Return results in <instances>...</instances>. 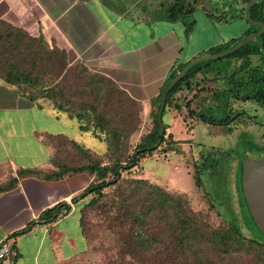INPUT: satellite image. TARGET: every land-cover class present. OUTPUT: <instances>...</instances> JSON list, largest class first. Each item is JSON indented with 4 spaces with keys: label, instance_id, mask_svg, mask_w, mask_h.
Returning a JSON list of instances; mask_svg holds the SVG:
<instances>
[{
    "label": "crops",
    "instance_id": "crops-1",
    "mask_svg": "<svg viewBox=\"0 0 264 264\" xmlns=\"http://www.w3.org/2000/svg\"><path fill=\"white\" fill-rule=\"evenodd\" d=\"M57 1L48 11L34 0H0V34L10 35L5 53L14 50L29 64V71L13 63L0 72V244L6 241L12 248L0 264H74L89 247L81 219L91 177L46 179L58 170L51 139L63 136L80 144L74 136L80 124L72 127L79 120L47 98L25 96L22 91L29 88L17 80L21 71L46 79L55 71L51 64L58 53L65 61L63 75L82 65L113 80L149 111L175 70L223 45L208 43L211 31L224 32L205 9L200 21L186 24L123 1L122 8L116 0H60L64 7ZM29 40L40 44L26 47ZM200 43L202 48L195 47ZM44 79L33 83L43 88ZM53 122L60 130L49 126ZM57 206L51 219L47 212Z\"/></svg>",
    "mask_w": 264,
    "mask_h": 264
},
{
    "label": "rangeland",
    "instance_id": "rangeland-1",
    "mask_svg": "<svg viewBox=\"0 0 264 264\" xmlns=\"http://www.w3.org/2000/svg\"><path fill=\"white\" fill-rule=\"evenodd\" d=\"M34 1L41 2L40 6H45L48 11L54 7V0ZM222 1L223 3L216 9L220 13L227 9L228 15L231 17L235 12L233 0ZM157 2L158 0H152L154 5H157L155 4ZM133 3L147 9V5L144 3L125 2L128 6ZM57 5L64 7L60 0L57 1ZM115 5L118 8L124 7V4L119 1ZM213 6L211 8H215ZM63 10L59 11L58 15L65 12ZM153 12L154 10L151 11V14ZM70 13L72 14V10ZM202 13L197 11L193 15L181 14L179 18L188 24L192 20L200 21ZM168 14L171 15V12L166 15L165 11H158L156 15L168 16ZM30 21L32 19L28 18L26 22ZM210 34L212 36L208 39V43L216 44L223 41V45L220 43L219 46L217 45L212 50L209 49L207 51L209 53L199 58L217 54L216 51L219 48H224L222 52H225L227 47L230 49L235 47V42L227 45V37H230L231 34H225V32L224 34H215L212 31ZM195 47L200 49L203 44H197ZM2 54L0 53V72L4 73L8 69L5 68L6 65L11 66L13 63L19 65L21 69L29 71L26 58L23 60L22 57H14L13 53H4L6 57H2ZM32 59H35L34 56ZM53 60H56L51 64L55 71L46 76L49 80L59 76L58 73L63 66L60 63L65 62L64 60L61 62L59 55L57 58L53 57ZM230 60L228 56L212 63L210 68L221 67L223 68L222 72L219 74L197 73L171 97L168 103L166 101L163 113L165 133L162 137H164V141L161 139V143L153 148L155 151L144 155L137 163L126 168V163L123 162L122 177L123 179L147 180L150 184L158 185L169 193L185 194L193 211L204 215L205 220L212 228H227L233 221L245 235L256 238L258 234L247 208L239 205L235 188L238 182L232 168L227 173L225 180V188L230 194V206L218 199L215 194V185H219V183L211 177L209 171L203 172V186L200 188L196 186L195 171L210 153L220 156L223 152L235 150L250 159H258L264 153V107L255 101H239L233 96H230L227 101L217 96L218 91L230 88L233 83L230 80L232 70L228 69ZM39 63L43 64L42 61ZM243 63V60H234L237 68ZM258 63V59L254 57L252 66L256 67ZM80 67H74L71 73L76 76L70 73L71 75L66 76L62 84L65 97L71 103L78 105L75 109L72 106L71 109L74 112L82 113L84 118L72 122L73 128L80 124V132H74V136L80 142L79 145L91 151L95 156L92 157L85 151L82 161L80 160V151L76 152L71 144L55 140L53 141L54 161L62 164L75 163V165L100 163L104 167L111 166L119 158L124 161L126 156L138 153V148L145 138L159 129L156 117L160 114L162 102L155 101L151 109L146 111L141 103L131 101L119 90L112 86L110 89L106 88L105 80L100 75H96L93 70L84 68V71H81ZM243 79V74L236 77L237 81ZM171 83L168 87L165 86L167 93ZM224 105H227V111L221 110L220 112L217 108ZM227 112L230 113L229 123L222 124L220 119ZM203 117L214 119V124L206 123ZM49 126L60 130V124L58 125L57 122H53ZM161 129L160 123V133ZM92 139L98 145H92ZM235 164L234 160L232 166L235 167ZM89 176L92 179L90 185L99 183L98 178L94 175L90 174ZM108 180H112V176L109 175ZM115 189V186L106 189L104 191L106 196L94 205L89 202L97 197L95 194H88L84 197L87 199L83 215L88 232L89 247L84 258L74 264H138L130 257H126L125 261L122 260L120 236L110 227V220L115 215L112 205L119 201V194L115 192ZM146 259L151 262L155 260L150 256H147Z\"/></svg>",
    "mask_w": 264,
    "mask_h": 264
},
{
    "label": "trees",
    "instance_id": "trees-1",
    "mask_svg": "<svg viewBox=\"0 0 264 264\" xmlns=\"http://www.w3.org/2000/svg\"><path fill=\"white\" fill-rule=\"evenodd\" d=\"M191 13L192 10L186 12L184 6L180 8L174 7L171 11V15L166 18L177 20L181 14L190 15ZM5 37H10V35L3 36L0 34V53H3L2 57H6L4 53L9 50V48L5 47ZM22 38L25 39V37ZM23 42L24 40H21L20 44H23ZM39 44V41L34 42V40H29V43L25 46L34 48L35 45ZM227 49L228 47L226 50ZM222 51H224V48H219L216 53ZM10 53H13L12 55H14V57H18L14 50H11ZM58 55L60 57L58 53H54L53 56L57 58ZM256 55H261L264 59V53H256V43L250 42L229 56L231 60L228 66L230 68L228 69L232 70L230 80L233 83L230 88L218 91L217 96L219 98L228 101L229 97L233 96L234 99L239 101H255L264 106V74H260L258 70H256V67L252 66L253 58L256 57ZM218 60L219 59L210 60L195 65L189 73L175 85L171 92L167 93V88H164L165 91L163 90L158 100L162 102L164 95L167 94L168 103L171 97L197 73L209 74L215 72L219 74L222 72L223 68H210L212 63ZM234 60H243L244 63L237 68L235 67ZM189 64L190 63L183 65L175 70L168 79L169 83L167 82L166 86L168 87ZM65 68L66 66H62V69L58 73L59 76L52 80L48 78L44 79V76L40 74L34 75L32 72L26 73L24 71H21L17 80H20L21 83L24 82V84L28 86L29 89H23L22 92L30 100L38 101L41 98H47L57 109H60V111H67L71 117L83 120L82 113L74 112L71 109L72 106H74L75 109V107L78 106L77 103H71L70 100L65 97L62 81L71 73L74 67L69 68L63 75ZM80 68L81 71H84L85 67L81 65ZM71 74L76 76L73 73ZM241 74H243L244 79L242 81H237L236 77ZM96 75H100L103 80H105L106 88L110 89V86H112L127 95L131 101L133 100L139 103L134 98H131L125 91L120 89V87L107 76L100 73H96ZM38 77L45 80L43 88L33 83H38ZM227 108V105H224L217 109L220 112L221 110L226 112ZM158 117L159 115L156 117L159 129L145 138V141L138 148V153L126 156L124 161L119 158L115 160V163L111 166L107 167L102 166L100 163L75 165V163L62 164L54 161V165L57 166L58 170L53 171L46 179L59 180L63 177L79 173L94 175L98 178L99 183L90 185L83 194L84 197L88 194H95V196H97L89 202L91 205L97 204L106 196L104 193L106 189L115 186V192L119 194V201L112 205V209L115 210V215L110 220V227L120 236L122 242L120 255L123 261L126 260V257H130L138 264H264V235L257 227L248 209L242 187V161L247 159V157L240 155L235 150L223 152L220 156H214L210 153L203 159L201 165L197 167L195 179L196 186L200 188L203 186V172L209 171L211 177L219 183V185H215V194L218 199L227 204V206H230V194L225 188V180L227 173L232 168L238 182L235 188L239 205L247 208L258 234L256 238H250L245 235L233 221L229 223L227 228H212L207 220H205L204 215L193 211L185 194L169 193L158 185H152L147 180L143 179H123V162L126 163V168L137 163L141 157L155 151L153 148L159 144L161 139L164 141V137H162L160 133ZM229 117L230 113H225L220 119L222 124H228ZM203 120L206 123L214 124L215 122L214 119H207L205 117H203ZM55 140L63 141L65 144H71L76 152H81L80 160L82 161L85 151L90 153L92 157L95 156L91 151L86 150L72 139L57 136L51 139L52 146ZM67 150H69L68 147ZM262 158H264V153L256 160ZM234 160L236 161L235 167L232 166ZM33 173L35 174V172ZM109 175L112 176V180H108ZM57 209H59L58 206L47 212L51 219L56 218ZM83 209L84 207L82 208L81 221L86 239L88 240ZM147 256L155 260L151 262L146 259Z\"/></svg>",
    "mask_w": 264,
    "mask_h": 264
},
{
    "label": "flooded vegetation",
    "instance_id": "flooded-vegetation-1",
    "mask_svg": "<svg viewBox=\"0 0 264 264\" xmlns=\"http://www.w3.org/2000/svg\"><path fill=\"white\" fill-rule=\"evenodd\" d=\"M116 1H134L136 4L139 2L140 4L144 3L147 5V9L145 11L148 14L154 10L153 14H157L158 11H165L167 15V13L171 12L174 7L180 8L182 6H184L186 12L192 10L190 15L196 14L197 11L205 9L203 12L209 14L210 19H213L214 21H217L223 25V32H225V34H231L230 37H227V45L229 43L235 42V46H237L247 37L256 35V37L252 39L251 43H256V53H264V0H256L249 9L248 6L252 0H233L235 12L231 15V17H229L227 9L221 13L218 9H216L220 4L223 3L222 0H158V2L155 3L157 5H154L152 0ZM133 5L137 6L134 3L132 6ZM212 6L215 8H211ZM231 11L233 12L232 8ZM248 11L249 17H247ZM166 15L164 16L167 17ZM168 16L170 15L168 14ZM228 49H230V47ZM256 59H258L259 62L256 65V70H258L260 74H264V59L261 55H256Z\"/></svg>",
    "mask_w": 264,
    "mask_h": 264
},
{
    "label": "water",
    "instance_id": "water-1",
    "mask_svg": "<svg viewBox=\"0 0 264 264\" xmlns=\"http://www.w3.org/2000/svg\"><path fill=\"white\" fill-rule=\"evenodd\" d=\"M255 1L256 0H252V2L248 6V9L251 8L252 4ZM248 14L249 11L247 13V17H249ZM254 37H256V35L247 37L237 46L225 52L195 59L181 73H179L176 79L171 83L168 93L173 90L175 85H177L195 65L210 60H216V59H222L228 57L233 53H235L236 51L243 48L244 46H246L247 44H249ZM166 101H167V94L164 95L163 97L160 114H159V120L162 126L161 129L162 136H164L165 133V127L163 124V113L165 110ZM159 143H161V141H159ZM242 163H243L242 187L244 192V198L246 200L248 209L257 227L264 235V158L260 160L244 159Z\"/></svg>",
    "mask_w": 264,
    "mask_h": 264
},
{
    "label": "built area",
    "instance_id": "built-area-1",
    "mask_svg": "<svg viewBox=\"0 0 264 264\" xmlns=\"http://www.w3.org/2000/svg\"><path fill=\"white\" fill-rule=\"evenodd\" d=\"M12 254L11 245L8 242H3L0 244V260L7 259Z\"/></svg>",
    "mask_w": 264,
    "mask_h": 264
}]
</instances>
